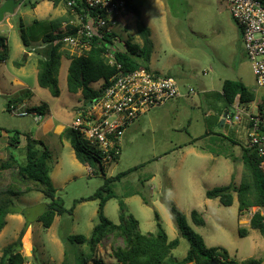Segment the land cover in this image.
Instances as JSON below:
<instances>
[{
	"label": "rangeland",
	"instance_id": "rangeland-1",
	"mask_svg": "<svg viewBox=\"0 0 264 264\" xmlns=\"http://www.w3.org/2000/svg\"><path fill=\"white\" fill-rule=\"evenodd\" d=\"M36 1L39 4L31 8L30 3ZM3 2L0 0V6ZM129 2L135 11L128 8L117 19L113 31L118 41L114 50H121L122 42L127 39L140 45L137 30L146 27L152 43L149 71L169 76L182 92L191 88L194 94L169 101L137 118L121 137L118 159L111 163L101 161V165L79 163L64 134L52 132L57 124L65 125L67 130L87 104L80 92L67 90L68 48L61 51L58 96L54 97L37 83L41 57L38 51L44 46L41 41L44 29L48 32L50 22L59 23L55 30L60 33L69 21L78 23L76 16L68 13L64 3L22 0L0 23V37L5 38L8 48V59L0 65V160L10 153L19 164H24L25 142L21 140L17 147L7 148L8 140H5L11 136L8 132L30 134L40 126L30 117L14 116L7 111L8 100L16 97L9 93L16 89L12 83L18 78L26 85L21 92L26 109L44 104L49 112L43 115L42 121L51 115L41 124L46 135V140L41 141L51 156L50 180L55 199L66 210L72 209L71 215L56 216L51 226L44 229L37 221L49 203L43 195L31 192L19 197L1 196L0 207L8 205L14 214L4 218L0 258L3 249L17 240L27 224L20 241L24 264H75L81 258H88V264H94L93 260L114 264L111 250L121 245L120 239L109 235L93 251L88 243L64 245L61 239L83 236L88 240L97 223L98 200L75 201L93 195L106 178L137 167L112 184L116 197L108 200L102 209L110 222L120 223L119 201L124 205L125 214L138 222L142 234L156 232L157 215L168 240L179 241L170 255V261L177 262L184 258L189 244L179 235L170 212L173 206L207 248L224 249L237 263L258 260L264 264V240L258 231L248 227L250 213L257 208L238 213L235 194L229 207L220 205L217 199L205 198L207 190L226 186L230 181L237 187L249 178L241 159L242 150L247 146L244 130L220 126L223 114L234 112L218 96L223 82H240L252 94L253 100L245 104L248 112L255 114L257 106L264 104V87L256 86L240 30L227 4L218 0ZM36 21L41 24L37 25ZM19 27L28 39L27 47L22 44ZM100 85L97 82L90 87L96 90ZM21 104L18 102L17 107L21 108ZM219 113V122L211 123V134L191 142L204 134L209 119L218 118ZM2 141L7 142L6 147ZM192 211L201 215L203 226L193 225ZM239 229L246 230L245 236H239Z\"/></svg>",
	"mask_w": 264,
	"mask_h": 264
},
{
	"label": "trees",
	"instance_id": "trees-1",
	"mask_svg": "<svg viewBox=\"0 0 264 264\" xmlns=\"http://www.w3.org/2000/svg\"><path fill=\"white\" fill-rule=\"evenodd\" d=\"M22 2V0H14ZM53 5L64 3L67 0H50ZM264 6V0H259ZM38 1L30 3L31 8H35ZM66 6V5H65ZM128 8L135 11L128 1ZM72 9L77 15H84L86 12L82 0H74ZM69 14L70 8H67ZM39 22L36 21L38 25ZM51 29L48 32L43 31L42 42L44 47L38 52L41 57L38 61L37 83L39 87L48 89L54 97L58 96L57 74L60 66L61 44L56 42L61 35L56 33V26L50 22ZM41 23H39L40 25ZM19 27L20 38L24 46H28V39L25 37L22 29ZM49 29V27H48ZM35 31L31 29V32ZM138 35L141 44L133 43L129 39L122 42V49L113 52L114 63L110 65L105 57L108 52V46L115 47L117 36L114 33L103 34L101 37L94 36L90 41V49L78 57H70L66 75V87L70 93L80 92L86 103L100 96L103 90L111 84L112 79L119 70L122 72H133L140 69H148L152 43L149 39V31L146 27L138 28ZM34 33V32H32ZM56 42V43H55ZM8 57V48L6 40L0 37V62ZM120 66V69H118ZM101 82L98 89L94 90L91 84ZM239 96L243 104L250 103L253 100L252 94L240 83L234 81H225L222 84L221 93L218 94L222 101L231 107L236 96ZM22 96L11 98L7 102V111L9 105H18L22 101ZM30 111H36L41 115L48 114V108L42 104ZM228 113V112H226ZM218 118L209 119L208 126L204 134L195 138L191 142L206 137L211 134V123H218ZM221 118V117H220ZM214 123V124H215ZM223 127H227L222 125ZM64 136L70 143L76 160L83 164L98 163L101 165V155L98 150L84 140L77 132L65 129ZM11 136L8 138L7 148L17 147L21 140L25 142V163L19 164L12 154L7 158L0 160V197H19L25 194L35 192L43 195L49 200L45 211L38 217L37 221L44 229H48L56 216L64 214L71 215V210H66L62 202L55 199V189L50 180V161L51 156L48 149L42 142L32 138L29 133H20L19 131L8 132ZM232 143H235L234 141ZM120 149V148H119ZM120 154V153H119ZM118 155L114 156L109 162H115ZM241 159L248 170L249 178L235 186L232 181L226 186L213 188L205 192L206 199H217L220 205L229 207L235 194L237 200L238 213L256 207L264 210V168H259L257 155L247 146L243 148ZM137 167L109 177L104 180L103 185L91 196L76 200L75 203L98 200L96 211L97 223L92 228L90 238L87 240L83 236H68L62 238L63 244L82 245L88 243L91 251L101 245L103 240L111 235L113 238L120 239L121 245L112 248L111 258L114 264H260L258 260H249L244 262H234L230 259L226 250L221 248H207L202 238L196 234L187 224L182 214L173 206L170 212L174 218L175 225L181 238L189 244V249L180 261H170L172 250L177 248L178 239L168 240L164 230L161 228L158 217L156 219V232L154 234H142L138 229V222L132 215H126L124 205L119 201L120 223L113 224L102 212L105 203L115 198L112 191V184L121 177L134 171ZM8 205L0 207V231L5 225L4 218L8 214H14ZM191 222L197 227L204 225V220L196 211L190 213ZM28 227L25 224V228ZM249 229L256 230L264 240V217L260 211L255 212L249 220ZM25 228L19 234L17 240L3 249L0 258V264H24L25 258L21 254V236ZM239 236H245L246 230L239 229ZM24 244V241H23ZM88 259V258H87ZM87 259H77L75 264H88ZM94 264H103L100 260H93Z\"/></svg>",
	"mask_w": 264,
	"mask_h": 264
},
{
	"label": "built area",
	"instance_id": "built-area-1",
	"mask_svg": "<svg viewBox=\"0 0 264 264\" xmlns=\"http://www.w3.org/2000/svg\"><path fill=\"white\" fill-rule=\"evenodd\" d=\"M128 1L82 0L87 13L81 16L75 14L72 9L74 0H67L65 5L76 16L78 23L69 21V24L63 25L62 31L59 33L61 36L56 41L61 44V50L68 48L70 57H78L90 49V41L94 36L115 34L114 26L117 24V19L128 11ZM218 1L227 4L228 11L240 30L245 55L251 65L256 86L263 88L264 6L259 0ZM107 48L108 52L105 57L112 65L115 50L111 46ZM191 94H194L191 88L182 92L170 77L158 75L145 69L133 72L119 70L111 84L103 90L100 96L88 102L67 128L77 132L97 149L102 162H108L119 154L121 137L126 128L137 118L150 109ZM231 108L234 112L227 113L223 119V125L228 128L244 130L247 147L260 160L259 168H264V104L257 106V113L253 114L247 111V107L240 102L237 95ZM8 112L18 117H30L36 124L43 119V115L26 109L23 104H21V108L9 105ZM258 210L257 208L254 213ZM254 213H250V218ZM260 214L264 217V210H261Z\"/></svg>",
	"mask_w": 264,
	"mask_h": 264
},
{
	"label": "crops",
	"instance_id": "crops-1",
	"mask_svg": "<svg viewBox=\"0 0 264 264\" xmlns=\"http://www.w3.org/2000/svg\"><path fill=\"white\" fill-rule=\"evenodd\" d=\"M29 55V54H28ZM25 57V56H24ZM7 59H8V57H7ZM7 59L5 60V61H3V62H0V65H2V64H5L6 63V61H7ZM169 77V76H168ZM12 87L14 88H16V89H13L9 94L10 95H14V96H16V97H20V96H22V94H21V92H22V90L24 89V88H26V85L24 84V82H22V80H19L18 78H14V80H13V83H12ZM18 92H20V93H18ZM22 104H24V102H25V99L23 98L22 99ZM49 112V111H48ZM51 118V115L49 116L48 115V118H45V119H50ZM46 120V121H47ZM46 121H41L39 124H40V126L35 130V131H33V133L32 132H30V135L32 136V138L33 139H35V140H37V141H40V142H42L41 140H46L45 138V132L42 130V127H44V126H41V124L42 123H45ZM66 128H65V125H63V124H57V125H54L53 126V130H52V132H53V134H55V135H63V133L65 132L64 130H65ZM30 129H28V131H29ZM8 139H6L5 141H7ZM4 143V145H5V147H6V143L7 142H3L2 141V144ZM20 219V218H19Z\"/></svg>",
	"mask_w": 264,
	"mask_h": 264
},
{
	"label": "water",
	"instance_id": "water-1",
	"mask_svg": "<svg viewBox=\"0 0 264 264\" xmlns=\"http://www.w3.org/2000/svg\"><path fill=\"white\" fill-rule=\"evenodd\" d=\"M19 2L14 0H5L0 6V23L3 21L5 15H11L14 12V9L18 6ZM227 113L225 112L220 120V126L223 125V119L226 117ZM211 264H217L216 262H211Z\"/></svg>",
	"mask_w": 264,
	"mask_h": 264
},
{
	"label": "flooded vegetation",
	"instance_id": "flooded-vegetation-1",
	"mask_svg": "<svg viewBox=\"0 0 264 264\" xmlns=\"http://www.w3.org/2000/svg\"><path fill=\"white\" fill-rule=\"evenodd\" d=\"M5 1V0H4Z\"/></svg>",
	"mask_w": 264,
	"mask_h": 264
}]
</instances>
